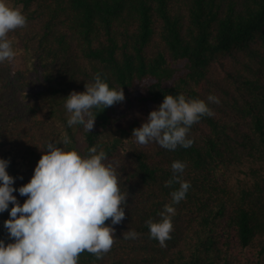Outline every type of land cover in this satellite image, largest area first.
<instances>
[{"label": "trees", "instance_id": "obj_1", "mask_svg": "<svg viewBox=\"0 0 264 264\" xmlns=\"http://www.w3.org/2000/svg\"><path fill=\"white\" fill-rule=\"evenodd\" d=\"M27 24L8 34L22 50L25 67L0 62V159L14 178L13 192L30 182L53 143L82 157L97 146L117 170L128 192L125 219L115 229L110 252L97 259L87 251L78 264H264V0H7ZM125 100L93 108L94 128L69 126L53 114L52 100L27 99L39 86L66 103L84 92L96 75ZM184 94L209 103L176 150L152 141L140 145L134 128L158 110L166 95ZM52 109V110H51ZM135 112L125 128L115 125ZM70 143L64 144V136ZM174 161L185 164L186 198L174 205L173 231L166 247L150 238L147 221L160 222L179 184L166 187ZM249 166L245 169V166ZM246 177L230 184L225 172ZM22 177V179H21ZM0 213V240L12 243ZM135 231L136 239L123 233Z\"/></svg>", "mask_w": 264, "mask_h": 264}, {"label": "clouds", "instance_id": "obj_2", "mask_svg": "<svg viewBox=\"0 0 264 264\" xmlns=\"http://www.w3.org/2000/svg\"><path fill=\"white\" fill-rule=\"evenodd\" d=\"M27 24L20 8L0 0V62L11 61L16 53L8 34ZM65 107L70 117L69 126L82 125L90 132L97 115L93 108L111 107L125 100L123 89H110L96 75L94 83L85 84L84 92H71ZM208 103L200 99H187L184 94L164 97L158 110L149 113L147 121L134 128L132 137L140 145L156 142L162 148L176 150L178 146L188 148L194 141L188 138L193 124L202 116H213L209 103L219 104L214 95L207 97ZM63 143L70 140L65 135ZM30 182L19 187L18 192L27 199L21 205L13 192L14 178L6 171L10 161L0 159V213L10 209V218L4 227L13 243L5 245L0 240V264H78L81 253L87 251L97 259L110 252L115 241V229L106 226L120 224L125 219L128 192H121L117 170L97 146L89 149L82 157L78 151H65L53 143L42 152ZM173 176L165 182L166 187L179 184L171 192L172 201L160 213V222L148 220L150 238L156 239L161 247L171 239L172 217L176 215L174 205L186 198L190 182L181 176L185 164L174 161ZM22 179V177H21ZM135 231L123 233L124 239H136Z\"/></svg>", "mask_w": 264, "mask_h": 264}, {"label": "rangeland", "instance_id": "obj_3", "mask_svg": "<svg viewBox=\"0 0 264 264\" xmlns=\"http://www.w3.org/2000/svg\"><path fill=\"white\" fill-rule=\"evenodd\" d=\"M15 42H16L15 40H12V48L15 51L16 55H15L14 59L10 61V63H11L14 70H18V69H22L25 67V58H24V55L22 53V50H20L17 47ZM26 98L27 99H37V100L40 99V100H43L46 102H48L47 100H49V99L52 100L53 110L52 109L51 110L54 111V113L49 114L50 112L46 111L44 113V117H48V115H57L58 114V116L61 118L62 122H64V120L70 115V113L67 112V109L65 107V102H63L62 100H60L58 98H55V95L52 92H49L47 87H45L43 89V91L41 88H39V86H36V87L30 89L29 91L26 92ZM136 114H135V112H132L129 116H126L123 119H121V121H119L115 125L116 130L120 131V129L127 127L132 122V120L136 116ZM248 167L249 166L247 165L244 168L248 169ZM240 171H241L240 169H236V168L234 170H227V171L225 170V168H222L219 170L218 174L225 172V174L227 175L226 177H227L229 183L234 184V185H236L238 178L242 179L243 177H246L245 182L251 181L252 179H254L251 175L245 176V174H243ZM13 242H14V239H12V243Z\"/></svg>", "mask_w": 264, "mask_h": 264}]
</instances>
